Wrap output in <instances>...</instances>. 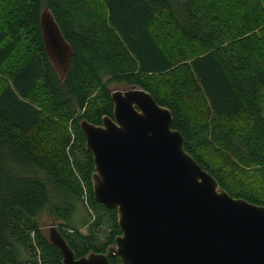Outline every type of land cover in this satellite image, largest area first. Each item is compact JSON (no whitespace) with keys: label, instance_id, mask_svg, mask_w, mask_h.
I'll return each mask as SVG.
<instances>
[{"label":"trees","instance_id":"1","mask_svg":"<svg viewBox=\"0 0 264 264\" xmlns=\"http://www.w3.org/2000/svg\"><path fill=\"white\" fill-rule=\"evenodd\" d=\"M46 9L73 49L64 85L42 38ZM11 61L0 90V264H63L38 220L48 210L77 259L106 254L121 235L117 210L94 199L80 128L113 118L114 82L150 93L220 188L264 207V0H0V71ZM78 203L89 235L73 226Z\"/></svg>","mask_w":264,"mask_h":264},{"label":"water","instance_id":"2","mask_svg":"<svg viewBox=\"0 0 264 264\" xmlns=\"http://www.w3.org/2000/svg\"><path fill=\"white\" fill-rule=\"evenodd\" d=\"M51 66L62 85L73 49L48 9L40 19ZM113 118L80 123L93 155L94 199L117 210L121 235L106 254L77 259L58 228L49 244L63 264H264V207L232 198L186 152L170 110L128 86L111 93ZM54 226V225H53Z\"/></svg>","mask_w":264,"mask_h":264},{"label":"rangeland","instance_id":"3","mask_svg":"<svg viewBox=\"0 0 264 264\" xmlns=\"http://www.w3.org/2000/svg\"><path fill=\"white\" fill-rule=\"evenodd\" d=\"M16 60L13 61V63H15ZM183 62H180V64H182ZM11 64L12 61L9 62L4 68L3 70L0 71V90L1 88H3L6 84L5 81L9 80V73L11 71ZM108 79H105V81H107ZM128 86L124 85V84H119L117 82L114 83H110L108 86V89L110 90V92H117V91H122L124 89H127ZM200 100L202 102H204V105L206 104V100L204 98V96L202 94H200ZM239 168H241V166H239ZM257 170V169H256ZM84 203L85 206H89V199H88V195L86 194L84 196ZM86 207V208H87ZM88 209V208H87ZM90 215L92 214V212L90 211L89 213ZM90 219L88 213H86V209L83 206V204L78 203L76 205V211L73 214V226L80 228L81 232L85 235H89L90 234V230L89 227H84L83 223L85 220ZM38 220L40 222L41 225V229L44 233V235L46 237L49 236L51 229L54 228H58L60 224L63 223V221H61L59 218L55 217L53 215V213L51 211H46L42 214H40V216L38 217ZM93 220V218L90 220V222ZM54 225V226H53ZM106 230L105 228L101 229V231L99 232V235L96 237V241L99 244L105 243V241L107 240V235H106Z\"/></svg>","mask_w":264,"mask_h":264}]
</instances>
